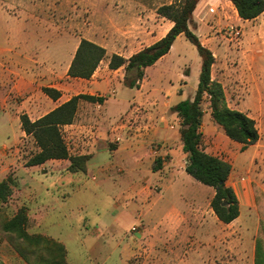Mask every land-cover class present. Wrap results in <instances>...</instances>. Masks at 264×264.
<instances>
[{"label":"crops","instance_id":"crops-1","mask_svg":"<svg viewBox=\"0 0 264 264\" xmlns=\"http://www.w3.org/2000/svg\"><path fill=\"white\" fill-rule=\"evenodd\" d=\"M118 2L138 12L105 13L103 23L93 26L97 30L90 27L92 36L82 37L106 50V57L90 79L70 78L67 74L82 38L74 43L61 76L57 74L61 65L58 60L46 62L42 53L33 59L34 62H30L24 51L12 52L15 56L10 58V76L3 86L0 84L3 103L9 101L11 104L7 108L2 107L0 126H11L14 136L11 143L3 141L0 147L11 146L15 149L13 158L0 157V181L9 176L13 178L12 196L17 193L22 195L21 207L27 209L28 219L37 224L40 210L29 209L24 205V199L35 200L41 189L37 188L36 183H31L32 177L26 180L19 172L23 171L27 176L35 169L43 173H70L67 168L71 162L67 159L50 160L42 165L26 166L18 155L17 146L20 140L30 136H26L21 129L20 116L26 114L35 121L73 96L86 94L102 97L103 103L80 101L74 122L63 126L62 132L71 155L89 156L84 174L97 172L104 180L121 179L127 184V191L133 194L134 214L142 225L135 227V232L132 231L138 235L137 238L121 242L122 264H128L130 259L137 256L148 264H224L226 255L239 263L254 264L260 219L255 186L245 180L230 183L235 166L240 168L242 165L229 162L232 171L227 183L234 189L240 211L238 218L229 224L220 222L209 208L214 189L200 186L201 183L194 182V178L185 171L188 157L180 138L182 121L170 111L179 102L194 97L185 96L183 90L189 69L182 73L179 67H175V59L179 56L174 51L177 42L185 37L180 35L165 56L146 68L138 89L126 88L123 85L124 68L111 70L110 57L118 54L129 58L163 38L173 23L160 17L156 9L151 10L136 0ZM211 8L216 13H210ZM257 19H240L229 0H201L192 17V30L217 61L216 53L221 49L215 29L230 21H239L248 28L247 34H254L259 32L258 28H251L248 23ZM95 32L99 34L96 36ZM257 37H264V30L263 36L259 33ZM263 53L264 49H261L260 56ZM175 77L182 83L179 88H173ZM223 77L220 75L216 82L222 85L228 106L254 119L260 135L258 143L264 142V86L257 87L253 83L247 92L243 89L244 97L239 101L232 98L230 104L226 93L228 84ZM261 82L264 83V80ZM234 85L242 89L239 84ZM45 87L58 90L60 98H49L42 91ZM119 87L122 89L120 93ZM13 97L20 100L15 99L13 103ZM16 128L19 134L15 133ZM218 128L221 127L213 122L210 113L206 119L203 115L202 135L209 137ZM232 145L238 144L233 142ZM209 219L215 221V234L211 231Z\"/></svg>","mask_w":264,"mask_h":264},{"label":"rangeland","instance_id":"rangeland-1","mask_svg":"<svg viewBox=\"0 0 264 264\" xmlns=\"http://www.w3.org/2000/svg\"><path fill=\"white\" fill-rule=\"evenodd\" d=\"M118 1L0 0V84L3 86L10 76L9 72L12 67L10 58L15 56L12 53L15 50L24 51L26 56L32 60L30 62H34L33 59L42 53V58L46 62L52 59L58 60L61 65L57 74L61 76L72 54L74 43L82 37L92 36L90 27L102 24L105 13L138 12V10L121 5ZM136 1L151 10L156 9L157 12L158 8L170 5L174 0ZM210 13H216V11L211 8ZM248 24L251 28H258L259 32L247 34L248 28L241 25L239 21H230L215 29L221 51L216 53L217 61L215 60V65L212 67L211 77L214 81L220 75L225 77L223 78L228 84L226 93L230 104H232V98L239 101L244 97L243 89L247 92L249 88H252L253 83L257 87L264 86L261 82L264 80V53L260 56V50L264 49V37H257L259 33L263 36L264 15ZM229 26L240 30L239 38L231 39L224 34ZM93 29L97 30L96 27ZM95 33L96 36L99 34V32ZM10 49L11 52H9ZM174 52L179 56L175 59V67H179L182 73L186 69L190 71L186 86L183 87L184 94L185 96L194 95L198 86L201 64L196 48L186 38H183L177 42ZM234 83L239 84L242 89ZM172 84L173 88H179L182 83L175 77ZM121 91L119 87L118 93ZM7 96L6 93L5 97ZM1 97L0 113L2 107L7 108L11 104L9 101H6V104L3 103ZM15 99L20 100L19 97H13V103ZM202 110L206 119L211 112L206 98H204ZM13 124L14 122L11 123ZM2 127L0 126V144L3 141L9 144L13 141V128L11 126ZM19 132L16 128L15 133L19 134ZM207 136L202 135L201 148L205 152L235 165L236 163L242 165L240 168L235 166L230 183L245 180L252 182L259 191L264 190L263 141L259 143L257 141L245 149L237 142V146L232 145L235 141L227 137L222 127L210 133L209 137ZM17 147L18 155L25 164L38 150L31 137L20 140ZM14 149L11 146L0 147V157L11 158L14 155ZM19 175L24 176L26 180H31L32 177L31 183H36L37 188L41 189L35 200L25 201L24 199V205L29 209L40 210L37 224L28 219L26 226L28 233L47 235L62 242L66 247L67 261L70 264H122L121 242L137 238L138 235L132 232V228H140L142 225L137 215L134 214V197L131 191H127L125 182L121 179L104 180L97 172L88 174L43 173L35 169L30 173V177L23 171H20ZM200 186L208 188L203 184ZM17 194L5 202L0 201V261L3 264H30L24 261L18 253V249L31 252L27 245L2 229L3 223L12 218L23 203L22 195ZM209 221L211 231L215 234L217 231L215 221L211 219ZM226 259L224 264H247V262L239 263L231 260L230 255H226ZM128 264H148V262L144 261L141 256H137L130 259Z\"/></svg>","mask_w":264,"mask_h":264},{"label":"trees","instance_id":"trees-1","mask_svg":"<svg viewBox=\"0 0 264 264\" xmlns=\"http://www.w3.org/2000/svg\"><path fill=\"white\" fill-rule=\"evenodd\" d=\"M201 0H174L170 5L157 9L159 16L173 23L168 33L154 44L124 58L118 54L110 57L109 68H124L123 85L128 89H138L145 76V70L153 66L172 48L176 39L183 35L195 48L201 59L198 86L193 99H186L171 107L170 111L181 119L180 138L188 162L185 171L199 183L214 189L210 202L217 219L229 224L239 216V201L234 189L228 185L232 171L231 164L217 156L206 153L202 148L200 131L204 98L209 102L213 122L223 128L227 137L240 143L243 148L254 145L259 140V132L254 119L243 112L228 107L222 85L212 80L211 72L215 62L213 53L205 47L192 30V17ZM240 19L255 20L264 14V0H229ZM106 50L86 39H81L68 69V76L76 79H90ZM52 100H58L61 93L51 87L42 89ZM80 101L103 103L104 98L86 94L73 96L41 118L32 121L28 115L20 116L21 129L26 136L32 137L38 149L26 162V166L42 165L50 160H69L67 171L85 173L89 156L71 155L63 137L62 127L74 122ZM157 168V167H156ZM14 180L11 176L0 181V201L5 202L12 196ZM256 204L260 216L255 239L254 264H264V193L254 188ZM27 209L21 207L16 214L2 225L4 232L14 235L27 245L31 252L18 249L19 255L30 264H70L64 244L43 234H30ZM0 264H3L0 261Z\"/></svg>","mask_w":264,"mask_h":264},{"label":"built area","instance_id":"built-area-1","mask_svg":"<svg viewBox=\"0 0 264 264\" xmlns=\"http://www.w3.org/2000/svg\"><path fill=\"white\" fill-rule=\"evenodd\" d=\"M224 34L226 36H228L229 38H231V39H237V38H239L241 32H240V30L238 28L233 27V26H229V27H227L225 29ZM132 231L135 232L136 231V228L133 227L132 228Z\"/></svg>","mask_w":264,"mask_h":264}]
</instances>
